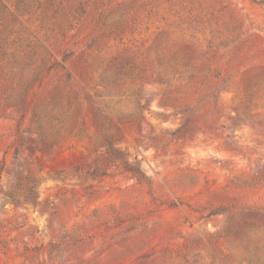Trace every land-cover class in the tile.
Segmentation results:
<instances>
[{
	"label": "rangeland",
	"instance_id": "obj_1",
	"mask_svg": "<svg viewBox=\"0 0 264 264\" xmlns=\"http://www.w3.org/2000/svg\"><path fill=\"white\" fill-rule=\"evenodd\" d=\"M0 264H264V0H0Z\"/></svg>",
	"mask_w": 264,
	"mask_h": 264
},
{
	"label": "trees",
	"instance_id": "obj_2",
	"mask_svg": "<svg viewBox=\"0 0 264 264\" xmlns=\"http://www.w3.org/2000/svg\"><path fill=\"white\" fill-rule=\"evenodd\" d=\"M127 165H128L127 169L132 171L135 175H138L141 172L137 167L129 165L128 163Z\"/></svg>",
	"mask_w": 264,
	"mask_h": 264
}]
</instances>
